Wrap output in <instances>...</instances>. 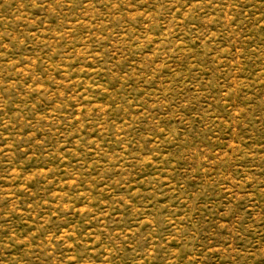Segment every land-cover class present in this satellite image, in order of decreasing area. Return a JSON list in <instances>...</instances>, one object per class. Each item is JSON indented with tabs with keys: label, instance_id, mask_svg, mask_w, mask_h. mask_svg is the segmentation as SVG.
<instances>
[{
	"label": "rangeland",
	"instance_id": "374dc122",
	"mask_svg": "<svg viewBox=\"0 0 264 264\" xmlns=\"http://www.w3.org/2000/svg\"><path fill=\"white\" fill-rule=\"evenodd\" d=\"M0 264H264V0H0Z\"/></svg>",
	"mask_w": 264,
	"mask_h": 264
}]
</instances>
